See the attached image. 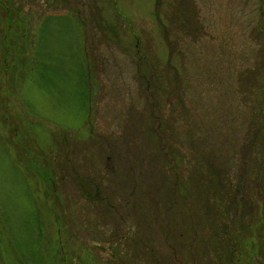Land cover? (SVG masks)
Returning <instances> with one entry per match:
<instances>
[{"label": "rangeland", "instance_id": "1", "mask_svg": "<svg viewBox=\"0 0 264 264\" xmlns=\"http://www.w3.org/2000/svg\"><path fill=\"white\" fill-rule=\"evenodd\" d=\"M10 1L0 264H218L194 165L264 151V0Z\"/></svg>", "mask_w": 264, "mask_h": 264}, {"label": "trees", "instance_id": "2", "mask_svg": "<svg viewBox=\"0 0 264 264\" xmlns=\"http://www.w3.org/2000/svg\"><path fill=\"white\" fill-rule=\"evenodd\" d=\"M10 2V0H6V3L0 0V6L4 10L6 32L16 29L15 26L13 27L15 21L11 14L12 9L7 5ZM20 18L16 19L17 23L19 21L21 23L22 19ZM31 38L32 35L29 38L27 35H21L19 43H15V40L11 42L18 44L14 53L19 54L18 63L20 64H25L27 57H32L33 40ZM8 42L9 39L6 34L3 43H1L3 56L0 57V71H12L13 73L17 65L9 63L7 59ZM263 128L264 120L257 129L262 131ZM217 155L216 158L221 156L218 151ZM216 158H207L198 165L195 164L196 159L194 163L195 169L201 170L202 168L204 180L196 177L198 182L196 184L201 189V193L198 190V194L205 195L207 198L203 206L204 212L207 215H213V218L208 219V226H204L207 231L213 232L212 234L209 233L205 239L208 240L207 247L212 248L211 254H216L218 257V264H264V151L256 157L253 165L243 158L241 162L239 161L234 172H230L234 169L232 167L234 164L231 162L232 158L227 159L226 156L220 160ZM39 175L44 178L47 184L46 194L48 192L54 193L56 187L53 179L50 176L47 177L46 173H39ZM193 180L195 179L188 178L187 180L186 178L185 183ZM189 210L191 207H188ZM174 224L175 221H173L172 226ZM199 227L201 228V226ZM188 229L194 231L192 225ZM182 233H178V227L173 226L174 240L178 239V243L182 246L185 245L184 247L190 251L191 244L181 243V237L184 235ZM192 239L195 240V236ZM218 248L221 250L220 254L217 252ZM202 253L199 252V256ZM208 253V251L205 252L206 255Z\"/></svg>", "mask_w": 264, "mask_h": 264}]
</instances>
